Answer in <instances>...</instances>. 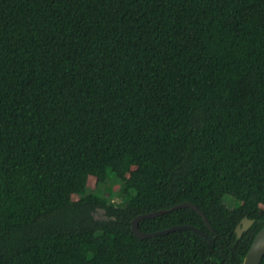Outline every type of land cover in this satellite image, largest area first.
<instances>
[{
	"label": "trees",
	"instance_id": "trees-1",
	"mask_svg": "<svg viewBox=\"0 0 264 264\" xmlns=\"http://www.w3.org/2000/svg\"><path fill=\"white\" fill-rule=\"evenodd\" d=\"M161 209L208 238H140ZM263 225L264 0H0V264H241Z\"/></svg>",
	"mask_w": 264,
	"mask_h": 264
},
{
	"label": "water",
	"instance_id": "water-1",
	"mask_svg": "<svg viewBox=\"0 0 264 264\" xmlns=\"http://www.w3.org/2000/svg\"><path fill=\"white\" fill-rule=\"evenodd\" d=\"M184 206H191L193 208H195L200 214L203 215L204 218L205 215L202 212V210L194 203H191L189 201H185V202H181L178 203L176 205L173 206L174 208H179V207H184ZM166 209H161V210H157V211H153V212H148L146 214H142L139 216H136L133 221H132V229L133 231L140 237V238H147V237H154L156 235H160V234H164V233H168L170 231L176 230V229H192L195 232L201 234L204 237L208 238V235L202 231L200 228L190 225V224H182V225H174L168 229H164V230H158V231H154V232H146L143 231L139 228L138 223L141 219L146 218V217H150V216H155L161 213L166 212ZM263 211L261 210L260 213H262ZM255 218H250L248 216H245L236 226V235L237 238H240L242 236V234L247 231L255 222ZM264 258V225L263 227L257 232L256 236L254 237L243 261L241 264H260L261 261Z\"/></svg>",
	"mask_w": 264,
	"mask_h": 264
},
{
	"label": "rangeland",
	"instance_id": "rangeland-1",
	"mask_svg": "<svg viewBox=\"0 0 264 264\" xmlns=\"http://www.w3.org/2000/svg\"><path fill=\"white\" fill-rule=\"evenodd\" d=\"M90 183H91V184L95 183V180H94L93 178L90 179Z\"/></svg>",
	"mask_w": 264,
	"mask_h": 264
}]
</instances>
